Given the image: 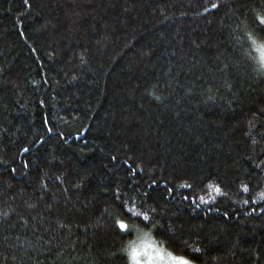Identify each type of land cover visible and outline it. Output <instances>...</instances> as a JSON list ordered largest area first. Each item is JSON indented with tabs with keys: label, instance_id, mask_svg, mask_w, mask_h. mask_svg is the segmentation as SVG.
Instances as JSON below:
<instances>
[{
	"label": "trees",
	"instance_id": "obj_1",
	"mask_svg": "<svg viewBox=\"0 0 264 264\" xmlns=\"http://www.w3.org/2000/svg\"><path fill=\"white\" fill-rule=\"evenodd\" d=\"M255 2L0 0V264H125L137 225L264 264V78L233 27Z\"/></svg>",
	"mask_w": 264,
	"mask_h": 264
},
{
	"label": "clouds",
	"instance_id": "obj_2",
	"mask_svg": "<svg viewBox=\"0 0 264 264\" xmlns=\"http://www.w3.org/2000/svg\"><path fill=\"white\" fill-rule=\"evenodd\" d=\"M261 19H264V0L251 4L246 13L236 17L233 26L238 32L236 43L244 42L241 55L248 62L252 76L257 79L264 78V25H261ZM256 196L264 199V188L259 189ZM138 214L149 217L150 211ZM120 220L128 223L124 218ZM119 252L125 264H196L190 255L168 246L166 241L162 242L154 225L135 226L131 235L120 243Z\"/></svg>",
	"mask_w": 264,
	"mask_h": 264
},
{
	"label": "snow or ice",
	"instance_id": "obj_3",
	"mask_svg": "<svg viewBox=\"0 0 264 264\" xmlns=\"http://www.w3.org/2000/svg\"><path fill=\"white\" fill-rule=\"evenodd\" d=\"M217 7H218V4L215 3V2L209 4V8H210V9H215V8H217ZM205 11H208V9H205ZM261 25H264V19H261ZM49 131H51V129H49ZM24 151H27V149H24ZM13 171H14V170H13ZM153 183H155V181H153ZM185 187H190V185H185ZM240 188L243 189L244 191H248V185H246V184H241V185H240ZM215 190H216L217 192H220V191H221V189H220L219 186H216ZM245 203H247V201H245ZM130 211H131V209H130ZM142 215H143V214H142ZM224 215L227 216V213H224ZM143 218H144V220H146V221L149 219V217H148L147 215H143ZM115 224H116V226H118V228H119L120 230H126L127 227H128L127 224H125V223H124L123 221H121L120 219H116ZM196 251H199V249H196Z\"/></svg>",
	"mask_w": 264,
	"mask_h": 264
}]
</instances>
